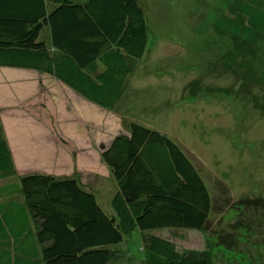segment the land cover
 <instances>
[{
    "label": "rangeland",
    "instance_id": "rangeland-1",
    "mask_svg": "<svg viewBox=\"0 0 264 264\" xmlns=\"http://www.w3.org/2000/svg\"><path fill=\"white\" fill-rule=\"evenodd\" d=\"M235 1L140 0L149 48L112 111L75 106L73 93L43 76L13 71L0 76V111L21 109V118H32L38 127L48 126L47 113L51 119L67 114V127L75 123L77 129L60 138L79 144L76 153L88 152L93 141L96 148L89 153L95 155L99 141L93 173L81 180L127 227L120 246L126 256L112 264H166L167 259L177 264L174 251L196 263L264 264V38L244 17L228 14ZM246 1L264 10V0ZM132 121L170 137L202 169L213 198L205 231H129L132 216L102 150L127 133Z\"/></svg>",
    "mask_w": 264,
    "mask_h": 264
},
{
    "label": "trees",
    "instance_id": "trees-1",
    "mask_svg": "<svg viewBox=\"0 0 264 264\" xmlns=\"http://www.w3.org/2000/svg\"><path fill=\"white\" fill-rule=\"evenodd\" d=\"M228 12L264 38L262 8L236 0ZM149 43L140 0H0V68L50 75L107 111ZM127 129L102 159L132 216L129 231H205L213 198L202 169L167 135L134 121ZM123 223L75 178L19 175L0 111V264H112L126 256ZM174 253L177 264H207Z\"/></svg>",
    "mask_w": 264,
    "mask_h": 264
},
{
    "label": "crops",
    "instance_id": "crops-1",
    "mask_svg": "<svg viewBox=\"0 0 264 264\" xmlns=\"http://www.w3.org/2000/svg\"><path fill=\"white\" fill-rule=\"evenodd\" d=\"M5 71L37 75L34 77H37L38 79H41L43 76L44 78H48L51 81L54 80L60 84L59 86L74 94V98L77 102L75 103V106L82 109H88L90 112H93V110L98 112L99 109H102L99 106L87 101L86 99L75 93L72 89L67 87L65 84L59 82L57 79L50 75L42 74L33 70L0 68V76H2V73ZM33 83L27 84L31 86L33 85ZM1 102L2 101H0V103ZM54 105L55 104H52V107ZM65 106L67 109L66 104H61L62 108H65ZM56 107L60 109L59 104ZM20 110L21 109H18L16 110V112L9 111L8 113H5L3 110H1V120L6 132L8 142L11 145L9 146L13 153V158L18 172L20 174L38 173L52 175L59 178H75L87 190L92 191V188L86 183L82 182V180L83 177L90 176L91 173H93L94 165L92 159H94L93 157H95L98 161V158L100 156L99 151H97L100 146L99 141L96 142L97 149L95 155H90L91 151L96 148L93 141L90 142L91 149L88 152H85L88 155H85V153L82 152L76 153L74 147L75 145L76 147H78L79 144H74V142L67 143L60 138L66 135L74 134L77 129V125L75 123H70V126L67 127V119H69L67 114L60 113L58 116L55 115L56 117L54 119H51V116L47 113L46 115H48V117L46 116V118L48 119V126L46 127L39 124L38 127L36 121L32 120V118L25 119L23 117L25 120L22 119L21 115L18 114V111ZM10 115H12V117H10ZM62 117H64V122H61L60 120L62 119ZM67 130L70 132H67ZM57 134H59V136ZM81 146L83 147V145ZM79 148L81 147L79 146Z\"/></svg>",
    "mask_w": 264,
    "mask_h": 264
}]
</instances>
